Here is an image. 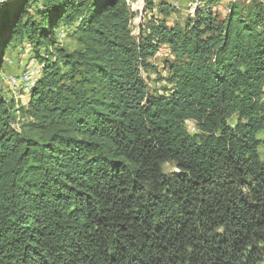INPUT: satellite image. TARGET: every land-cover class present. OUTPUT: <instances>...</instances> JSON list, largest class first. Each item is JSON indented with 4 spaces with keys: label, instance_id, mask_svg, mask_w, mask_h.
I'll return each instance as SVG.
<instances>
[{
    "label": "trees",
    "instance_id": "trees-1",
    "mask_svg": "<svg viewBox=\"0 0 264 264\" xmlns=\"http://www.w3.org/2000/svg\"><path fill=\"white\" fill-rule=\"evenodd\" d=\"M144 1L136 34L126 0L0 1V71L38 64L18 128L0 90V264H264V3Z\"/></svg>",
    "mask_w": 264,
    "mask_h": 264
},
{
    "label": "rangeland",
    "instance_id": "rangeland-1",
    "mask_svg": "<svg viewBox=\"0 0 264 264\" xmlns=\"http://www.w3.org/2000/svg\"><path fill=\"white\" fill-rule=\"evenodd\" d=\"M2 1V0H0ZM12 1V0H7ZM128 5L131 6L133 10V34L137 33L136 25L142 23L143 30H145V26L147 21L152 19H160L161 15L157 12V6L155 5L152 9L145 8L144 0H126ZM151 1V0H149ZM235 0H220L218 6L214 9V13L219 19H222L227 11L228 4L232 3ZM236 1H244V0H236ZM154 4L159 2H164L169 5L174 6L175 8L171 12V15L167 17V24H179L180 26H184L185 22L188 21L190 17H192V13L194 11L195 3L197 0H153ZM62 33V34H61ZM145 31L143 32V34ZM61 35V36H60ZM64 36L63 32L59 33L60 44L63 47L73 49L77 47L76 42L68 37L62 38ZM10 57L13 61L11 64L8 63L10 58L6 59V64H4L2 71H0V90L2 93L9 99H13V105L15 111V115L17 116L16 122L13 123L15 127H19L23 122V114L20 111V107H25L28 100V91L30 86H23L19 89V91L14 90L11 92L7 83L5 82L6 76L10 74L18 75L24 68H28L30 70H35L38 67V64L33 59V52L26 45V43L19 45L11 50H8L5 55ZM21 61V62H20ZM148 61L151 63L152 68L148 70L145 75V80L148 83L150 89L154 92L161 93L162 87L167 86L164 78L168 75V66L170 63L174 61V56L170 53V50L167 46L163 45L159 48V50L148 58ZM32 85V84H31ZM25 87V90H24ZM168 87V86H167ZM18 111V112H17ZM232 120L231 122H233ZM192 122H188L186 124L187 130L189 132L195 131ZM263 151V150H261ZM175 168L172 163H165L163 165V171L165 173H170L174 171Z\"/></svg>",
    "mask_w": 264,
    "mask_h": 264
},
{
    "label": "bare ground",
    "instance_id": "bare-ground-1",
    "mask_svg": "<svg viewBox=\"0 0 264 264\" xmlns=\"http://www.w3.org/2000/svg\"><path fill=\"white\" fill-rule=\"evenodd\" d=\"M260 1H262L264 3V0H260ZM12 62L13 61L11 59H9L8 63L11 64ZM33 81H34V73L32 72V70L25 69V68L18 75H14V74L7 75L6 80H5L8 87L12 91L19 90L23 86H25V87L31 86ZM25 87H24V90H25Z\"/></svg>",
    "mask_w": 264,
    "mask_h": 264
}]
</instances>
